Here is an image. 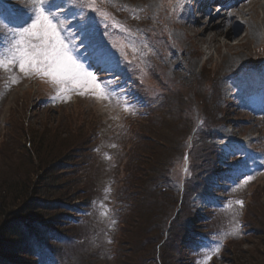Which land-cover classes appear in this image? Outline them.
I'll return each instance as SVG.
<instances>
[{
	"label": "rangeland",
	"instance_id": "rangeland-1",
	"mask_svg": "<svg viewBox=\"0 0 264 264\" xmlns=\"http://www.w3.org/2000/svg\"><path fill=\"white\" fill-rule=\"evenodd\" d=\"M81 1L85 5L83 0L79 3L63 0L52 9L60 13L59 19L69 33L67 25L79 16L77 10L82 6ZM85 1L97 9L113 7L120 14L113 18L112 14L105 15L89 7L95 12L91 17L95 26L106 25L104 33L95 36L98 42L91 40V43L111 53L112 66L109 70H100L86 63L85 68L89 67L88 70L106 85L108 98H98L86 89L63 93L49 82L48 77L25 75L17 65L0 67V152L4 155L10 151L5 145H11L10 142L15 140L12 139L14 130L7 131L8 125L22 120L25 128L40 135L43 141L52 142L40 149L42 159L57 157L65 162L62 171L76 172L70 179L57 183L58 189L53 191L52 197L57 208L54 213L71 217V221L59 219V229L85 242L84 245L73 238L67 239L75 244L72 247L79 257V264H161L162 261L165 264H264V100L251 97H248L250 103L241 100V79L233 74L240 66L260 59L264 53V34L260 35L261 39L250 41L251 53L236 66L235 58L243 53L228 57L221 48L218 57L207 59L213 49L208 52L195 45L191 41V27L175 28L169 11H166L165 1L168 0ZM32 3L33 0H3L0 11L5 15L12 13L16 18L14 24L23 22L26 26L31 19L25 9ZM250 4L261 17L264 0H254ZM86 10L85 7L84 13L89 18L91 14ZM236 20L241 21L240 18ZM89 27L92 29V25ZM228 30L235 35L243 32V28L237 30L235 24L228 26ZM6 36V32L0 36L2 48ZM233 37L226 41L235 43ZM74 41L75 44L70 45L73 55L84 62L88 59L89 49L81 43L80 35H76ZM150 51L153 53H148ZM215 78L217 86L213 83ZM123 79L131 83L124 85ZM232 86L235 89L231 90ZM70 96H75L76 101L72 102ZM149 96H155L158 105L164 104L162 109L136 106L142 97ZM181 99L184 100L183 104L180 102V109L169 106V101L177 104ZM184 127H190V130L183 132ZM66 131L70 136L62 139V133ZM210 131L218 138L216 141L226 144L224 148L215 147L222 152L219 160L217 151L208 142ZM60 134L61 140L48 139ZM91 135L94 136L90 143H86ZM145 135L156 141L145 147L142 144ZM241 140L245 143L243 147H240ZM179 145L182 146L180 152L177 150ZM151 148L155 150L153 153ZM15 149L19 150H15L12 162L4 167L0 153V171L7 169V173H0V182L20 174L24 179L21 181L24 190L27 188L25 182L36 176L37 167L30 158L33 152L29 150L27 140L16 144ZM231 149L240 151L236 153L248 151L240 155L248 162L246 169L234 168L235 163L241 162L233 159L236 153H224ZM144 153L154 167L161 161L167 165L172 158L175 165L172 174L165 170L163 177L169 178L161 181L158 191L157 188L151 190L149 199L141 205L136 197L133 206L126 202L133 196L125 186L128 180L134 179L131 180L128 174L127 180L126 174L136 168V159ZM202 153L207 155L206 160ZM182 157L183 161L178 160ZM67 158L70 159L66 161ZM224 163L229 168H225ZM143 167L146 169L149 165ZM185 167L187 173L184 175ZM239 172L243 174L238 176ZM22 190L18 195L24 193ZM204 190L208 191L207 195L199 193ZM40 194L45 198L50 196V191ZM91 195L92 202L77 206ZM238 200L243 202L242 206L236 203ZM16 203L15 208L19 209L15 211L22 215L25 201ZM60 203L75 207L76 211L63 209ZM169 210H172L169 223L174 226L166 227L169 235L165 236L158 225L166 220ZM19 219L24 221V218ZM146 220L154 221L151 235L162 237L157 258L151 251L154 241L144 246V252L134 245L135 251L143 253V259L140 253L134 256L130 252L133 247L130 243L135 237V243L144 242L142 234L138 233L141 225L135 230V222ZM183 224L187 231L183 232L182 238L179 235ZM176 226V230L173 229ZM35 229L38 233L43 232L41 226H34ZM24 236L19 239L6 230L0 238V248L4 249V244L13 245L10 248L14 252L15 245L19 244V250L27 247L33 250L29 234ZM62 242L65 244V240ZM177 248L187 253L186 261L174 260ZM73 249L67 250L73 253ZM24 259L18 264H61L55 257L41 259L28 255Z\"/></svg>",
	"mask_w": 264,
	"mask_h": 264
},
{
	"label": "trees",
	"instance_id": "trees-1",
	"mask_svg": "<svg viewBox=\"0 0 264 264\" xmlns=\"http://www.w3.org/2000/svg\"><path fill=\"white\" fill-rule=\"evenodd\" d=\"M182 100L184 99H181V101H179V103L177 104H175L173 101H169L170 102L169 106L178 110L180 109ZM158 104L160 103H157L156 107H160V109H162L161 106H163L164 104H162L161 106ZM191 123H192V119H191ZM13 130H14L15 137L12 139H15V140H12L11 137H9V140H12L10 142L12 144L7 145V146L5 145V148H9L11 150L6 151L4 155L3 153L0 152L3 155L1 156L2 157L1 163H3L2 167L8 165L7 163L12 162L11 160L13 159V157H15V150L16 151L19 150V149H15L16 144L21 143L23 140L24 141L27 140L29 144V150L33 152V156H31L30 158L32 159V161L35 162V166L37 167V172H35L36 176L33 179L30 178L29 182H25L27 184V188H25L24 190H22L24 183L21 182L24 179L21 178L20 174H14L10 177H7L5 181L0 182V221L2 219V224H0V229H1L0 238L3 237V233H5L6 230H8V232L12 236L18 237L19 239H22L24 235L29 234V238L32 242L31 246L33 247V250H31L29 247L19 250L20 246L19 244H16L14 247L15 249L13 248L14 249V252H13V250H11L10 248V246L13 247V245L4 244L5 245L3 246L4 249L0 248V264L2 263H6V264L21 263V260H23L25 256L27 257L28 255H30L28 253H31L34 251L36 252V254H39L42 252L44 253L47 252L51 254L54 253L55 255L59 257V260L62 261L63 264L65 262H68L69 264L70 261H71V264H79V261H78L79 257L72 247V246H75V244H73L70 240H67L70 237L68 235V232L65 233L64 231L59 229L60 226L57 220L59 219V215H61V213L60 214L54 213V210H56L57 208H56V202L53 201L54 199L52 197L53 191H56L55 189H58L57 183H59L61 180L65 178L70 179V177H73L76 174V172L74 170L62 171L61 169H62V166L65 164V162L62 159H58L57 157H53L50 159L49 156L48 157L45 156L46 158L42 159L40 157L41 156L40 149H42L43 146L46 143H49L50 141H47V140L46 142L43 141L40 135H37V133L32 132L28 128H25L24 122H22V120L20 121L18 120L14 124L8 125L7 131H13ZM189 130H190V127H184L183 132H186ZM69 133L70 132H67V131L62 133L64 134V138L62 139H65V136L67 135L70 136ZM62 134H60L57 137L51 136L48 139L55 138L57 140H61ZM94 135H96V133ZM94 135H91L89 139L86 140V143H90ZM152 141L155 142L156 140L149 135H145L142 138V144H144L145 147H146V144ZM181 145L177 147V150L179 152L180 150H182ZM23 149L24 148L20 150H23ZM153 151H155L154 148H151L152 153ZM139 156L141 157L136 159V162H138V164H136V168H132L129 172L127 171V174H126L127 180H128V174L130 175L131 180L134 179L131 182L128 180V182H126L127 185L125 186V188L128 189L129 194L133 196V198H131V201L128 200L126 202L127 203L131 202V205L133 206H134V201L136 197L138 199V202L140 203L139 205H141V203H144L147 199H149L148 194L150 193L151 190H155L157 188V191H158V189L160 188L161 181L169 178L168 176L163 177L165 170H167V173L169 172L170 174H172V170L175 165V161L172 162L174 158H172L167 163V165H165V163L161 161L157 163L154 167V165L150 164L149 161L151 159L148 158L146 153L140 154ZM164 158L165 156H163V159ZM69 159L70 158H67L66 161ZM142 160H146V161H142ZM145 165L146 166L149 165V167L144 169L143 166ZM3 172L7 173V169L4 168L0 171V173H3ZM38 173H41V174L38 175ZM151 175H153L154 177L152 178ZM155 181H158L156 185L155 183L151 185V183ZM147 182H150L148 186H147ZM21 190L24 191V193H22V195H18V193H20ZM45 191H50V196L43 198L41 197L40 192H45ZM118 194H119V191H118ZM7 195H8V198H7ZM89 198H91V196H89ZM22 199H24L25 201L24 206L21 209V212H23L22 213L23 216L19 214V212L15 211L19 209V208H15L17 205L16 202H20ZM86 201L85 203H87ZM59 205L63 206V209L69 208V206H67V204L65 203H60ZM72 208L75 209V207H72ZM137 208L139 211V206ZM171 211L172 210H169L167 212L165 216L166 220H164L162 224L158 225L164 230V233H166L165 236L169 235V231L166 230V227L174 226L173 223H169V220L172 217V213H170ZM19 217H21V219L24 218V221L20 220ZM139 224L141 225L139 227V230L140 229L141 230L138 233L142 234V239L144 242L135 243L136 242V237H135V239L132 240L130 243V245L133 246L130 252L133 253L134 256L137 253H140L141 251L144 252V246H146L149 241L150 242L154 241L153 242L155 244L154 250H151V251H153L154 254H156L159 249L158 243L160 242L162 237L161 238H159V236L153 237L151 235V231L153 227L155 226L154 221L151 220L149 222L146 220L144 223L136 221L135 230L138 228ZM34 226H41L43 228V232L41 231L39 234L36 231L37 229L33 230ZM176 228L177 226L173 227V229L175 230ZM173 229L171 230V232L173 231ZM182 235H183V231H180L179 236L182 237ZM70 238H73V240L77 243L80 242L85 245V242H83L76 235ZM63 240H65L66 245L62 242ZM134 245H136L137 247H140V250H139L140 252L135 251ZM66 248L73 249V253H70ZM9 252H12V253H9ZM175 253H177V255L174 257V260L184 258V252L180 248H177ZM140 254H141L140 257L143 259L144 258L143 253H140ZM152 258L155 259V256ZM156 258H157V254H156ZM158 259H159V254H158ZM161 264H165V263H163L162 261Z\"/></svg>",
	"mask_w": 264,
	"mask_h": 264
},
{
	"label": "snow or ice",
	"instance_id": "snow-or-ice-1",
	"mask_svg": "<svg viewBox=\"0 0 264 264\" xmlns=\"http://www.w3.org/2000/svg\"><path fill=\"white\" fill-rule=\"evenodd\" d=\"M68 2L71 3L72 0ZM75 2L79 3L80 0ZM49 3L50 0H33L31 7L25 9L31 19V23L26 26H23V22L14 24L16 18L12 13L5 15L0 11V36L7 33L4 37L5 47L0 49V67L17 65L25 75L48 77L49 82L63 93L86 89L98 98H108L106 85L99 81L93 71L87 70L85 64L100 70H109L112 66V55L108 50L91 43V30L84 8L77 10L81 16L77 32L81 43L89 49V56L87 60L80 62L70 47L75 44L71 37L76 33L68 32L59 19L60 13L52 11ZM2 5L3 0H0V6ZM89 7L94 5L90 4ZM12 82L15 83V79ZM226 151L228 155H234L239 150ZM236 203L241 206L243 204L239 200Z\"/></svg>",
	"mask_w": 264,
	"mask_h": 264
},
{
	"label": "bare ground",
	"instance_id": "bare-ground-1",
	"mask_svg": "<svg viewBox=\"0 0 264 264\" xmlns=\"http://www.w3.org/2000/svg\"><path fill=\"white\" fill-rule=\"evenodd\" d=\"M252 1L254 0H237V2H231L228 6L227 0H215L221 9H226V11L224 15L211 17L213 14V3L210 0H206L205 4L198 7L193 16L190 15L188 17L189 23L193 25L191 41L208 52L211 48L213 49L211 53L209 52L207 59L218 57V52L223 48L224 53L228 57L235 53H243V55L235 58L236 63L234 65L238 66L239 63L243 62L244 56L246 58L251 53L249 48L250 41L253 38L261 39L260 35L264 34V10L261 9L262 16L258 17L255 9L251 7L250 3ZM197 13L202 15V17L196 20L195 16ZM215 18L216 20H214ZM236 18H240L241 21L236 20ZM233 24L237 26V30L243 28V32L235 35L233 31L228 30V26ZM232 35H234L233 38L236 42L228 43L226 40ZM257 71L263 73L264 68L259 66ZM251 73H254V71H251ZM254 88L264 87L255 84L250 86V91H254Z\"/></svg>",
	"mask_w": 264,
	"mask_h": 264
}]
</instances>
